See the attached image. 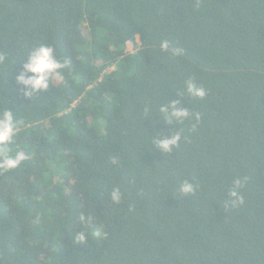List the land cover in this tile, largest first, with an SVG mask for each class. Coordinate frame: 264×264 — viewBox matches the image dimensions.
<instances>
[{"label": "trees", "instance_id": "1", "mask_svg": "<svg viewBox=\"0 0 264 264\" xmlns=\"http://www.w3.org/2000/svg\"><path fill=\"white\" fill-rule=\"evenodd\" d=\"M41 44L68 63L25 95ZM0 57L10 147L29 157L0 169V264H264V0H0ZM172 102L189 115L169 121Z\"/></svg>", "mask_w": 264, "mask_h": 264}, {"label": "clouds", "instance_id": "2", "mask_svg": "<svg viewBox=\"0 0 264 264\" xmlns=\"http://www.w3.org/2000/svg\"><path fill=\"white\" fill-rule=\"evenodd\" d=\"M170 41L167 39L161 40L160 48L163 51H169ZM183 50L179 47H172L170 54L173 56L182 55ZM2 59V57H0ZM68 61L59 59L51 45L41 44L32 49L27 57V63L24 64V71L17 77V80L25 86H30L31 91H26L25 95H33L41 90L49 88L50 80L53 77L62 79V70L67 66ZM31 73L32 75H26ZM187 92L190 96L203 99L207 95V90L203 86L197 85L193 79L186 81ZM176 102H172L168 107H161L160 111L166 114V118L171 121L175 118L182 120L189 115L187 109L176 108ZM171 108V111H169ZM196 119L199 121L200 114L196 113ZM19 122L16 120L13 110L9 107L0 111V169L11 170L19 167L21 163L29 157L25 151L17 149L12 151L11 145L14 144V138L18 132ZM180 134L166 136L156 141L158 147L168 152L172 150V146L178 145ZM248 177L235 178L233 180L234 188L230 192V204L232 207H239L244 203V197L240 194L239 189L247 183ZM198 185L191 180L185 179L179 184V191L184 195L194 194ZM112 201L119 203L122 199V194L119 187H116L111 192ZM40 217L37 215L34 223L39 224ZM80 220L85 226L88 221L81 214ZM93 236H99L100 231L97 229L92 233ZM89 239V233L81 231L77 233L76 240L85 242Z\"/></svg>", "mask_w": 264, "mask_h": 264}, {"label": "rangeland", "instance_id": "3", "mask_svg": "<svg viewBox=\"0 0 264 264\" xmlns=\"http://www.w3.org/2000/svg\"><path fill=\"white\" fill-rule=\"evenodd\" d=\"M84 31L87 33V28H86L85 26H84ZM139 43H140V41H139V37H137L135 43H134L133 41H129V42L127 43V50L130 51V52L135 51V50L138 48ZM114 68H115V67H111L110 69L113 70Z\"/></svg>", "mask_w": 264, "mask_h": 264}]
</instances>
